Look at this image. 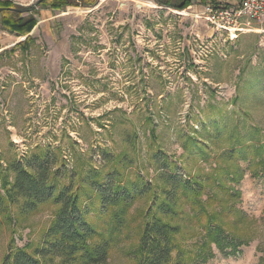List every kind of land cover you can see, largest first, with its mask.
Masks as SVG:
<instances>
[{
	"label": "rangeland",
	"instance_id": "1",
	"mask_svg": "<svg viewBox=\"0 0 264 264\" xmlns=\"http://www.w3.org/2000/svg\"><path fill=\"white\" fill-rule=\"evenodd\" d=\"M0 1L17 11L37 3ZM193 4L174 11L154 0H98L41 14L28 52L0 14V188L13 179L10 162L48 149L68 176L105 165L154 188L163 187L158 168L174 165L202 182L200 209L248 245L233 256L212 244L203 263V222L184 208L170 264H264V32L230 40L206 21L208 5ZM152 195L134 202L106 264H137ZM19 205L0 213V263L9 249L38 243L58 210L50 202L23 215Z\"/></svg>",
	"mask_w": 264,
	"mask_h": 264
},
{
	"label": "trees",
	"instance_id": "2",
	"mask_svg": "<svg viewBox=\"0 0 264 264\" xmlns=\"http://www.w3.org/2000/svg\"><path fill=\"white\" fill-rule=\"evenodd\" d=\"M193 1L154 0L159 7L174 11L189 9L194 5ZM197 1L204 6L221 4L219 0ZM239 1L231 0L225 5L230 7ZM97 4L98 0H38L35 6L17 11L13 3L0 1V14H3L2 25L6 30L27 37L17 47L28 52L35 43L30 34L38 23L37 8L62 12L68 7L93 8ZM105 155L107 161L114 162L113 156ZM240 155L243 153L237 155L233 151L229 154L230 157ZM154 161H158V165L162 163L160 156H155ZM59 163L61 165L57 167ZM64 166L49 149L8 164L7 170L14 176L12 181L8 175L2 180L0 213L5 212L8 205L20 204L21 214L30 215L50 202L58 210L38 243L22 249H9L0 264H106L118 242L114 238L120 237L127 229L128 211L136 200L151 194L153 199L143 215L141 235L133 251L137 264L171 263L173 253L179 250L177 237L182 233L180 223L185 219L184 208L190 209V215L192 211L196 214L193 219L203 222V240L209 243L201 250L203 263L213 257L212 244L217 250L233 256L241 255V248L248 245L239 237L226 234L206 207L200 209L204 193L202 182L179 174L174 165L172 170L166 168L167 164L158 168L163 187L156 188L153 181L149 182L141 175L130 180L117 169L106 171L105 165L90 168L85 176L83 171L75 170L68 176Z\"/></svg>",
	"mask_w": 264,
	"mask_h": 264
},
{
	"label": "built area",
	"instance_id": "3",
	"mask_svg": "<svg viewBox=\"0 0 264 264\" xmlns=\"http://www.w3.org/2000/svg\"><path fill=\"white\" fill-rule=\"evenodd\" d=\"M38 0H32L34 4ZM206 21L217 33L227 34L235 40L243 34L264 32V0H240L238 4L226 6L208 5Z\"/></svg>",
	"mask_w": 264,
	"mask_h": 264
},
{
	"label": "crops",
	"instance_id": "4",
	"mask_svg": "<svg viewBox=\"0 0 264 264\" xmlns=\"http://www.w3.org/2000/svg\"><path fill=\"white\" fill-rule=\"evenodd\" d=\"M225 1V3H227V2H230L229 0H224ZM223 0H219V2L221 3V2H224ZM221 4H223V3H221ZM24 6V5H23ZM68 8H72V7H68ZM68 8H66V9H68ZM38 11V14H37V16H36V19L42 14V15H44V16H48L49 17V15H52V13H55V14H57V13H61V12H54V11H51V10H43V9H40L39 8V10H37ZM63 12V11H62ZM37 21H38V23H37V26L35 27V29L38 27V25H39V20L37 19ZM42 23H44V22H42ZM2 28V27H1ZM35 29L32 31V33L30 34V36H33V32L35 31ZM26 39V37H24V39L23 40H25ZM21 40V39H20ZM22 41V40H21ZM19 43V42H18ZM15 45H17V44H15Z\"/></svg>",
	"mask_w": 264,
	"mask_h": 264
}]
</instances>
